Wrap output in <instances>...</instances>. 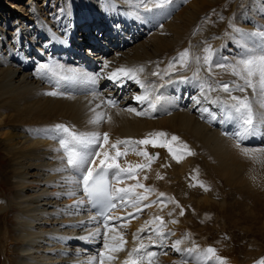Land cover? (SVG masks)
Listing matches in <instances>:
<instances>
[{"label":"bare ground","instance_id":"bare-ground-1","mask_svg":"<svg viewBox=\"0 0 264 264\" xmlns=\"http://www.w3.org/2000/svg\"><path fill=\"white\" fill-rule=\"evenodd\" d=\"M222 2L229 9L227 12H231L233 0H173L163 15L148 22L134 19L133 9L126 0H63L54 13L48 15L45 9L40 10L29 0V17L25 19L14 15L13 29L8 34H0V129H9V132L1 134L0 156L4 158L0 157V181L11 182L16 211V227L5 240L8 254L14 256H11V264H87L89 258L102 248V242L90 243L79 239L97 226L94 222L89 223L92 214L87 211L86 205L78 214H68L72 210L67 206L79 199L82 192L79 191L73 198L60 195L69 188L63 180L67 173L55 171L61 167L58 157L63 153L56 151L58 142L43 133L44 129L60 123L75 126L77 131L109 133V142L104 149L111 155H115L111 144L117 139L141 140L149 133L160 131L168 134V140L172 135L180 138L172 142L177 155L182 156L179 161L166 147L136 146L137 150L145 149L150 155L159 151L160 157L154 159L149 167L136 168L135 179L125 176L123 183L116 184V187H127L139 181L154 191L148 193V199L139 205L141 211L117 201L119 207L110 213L121 217L120 220L110 221V224L127 223V227L118 229L124 233L126 244L124 251L116 254L118 258L114 264H123L127 253L138 245L139 241L133 239V234L142 227L145 230L139 235L145 243H148L147 236L158 240L152 231L155 225L145 226L146 221L156 216L163 217L166 224L163 246L158 242L148 249L160 253L156 264H175L182 258L181 253L171 248L177 239L183 240L182 249L214 247L217 254L225 258L226 264H258V261L264 260V244H261L264 242V156L256 159L244 157L230 138L235 128L229 124L222 123L221 127L217 124L220 121L219 107L203 101L195 104L193 100V97L202 99L198 85L204 80L212 83L215 80L236 79L215 67L209 74L202 60L200 65L196 64L195 57H202L205 54L203 49L211 46L214 60L223 57L233 61L238 58L240 46L226 33L232 32L230 24L245 31H255V26L250 23L253 19L249 21L246 13H252L258 21L261 16L260 26H264V0H245L243 9H234L235 12L232 11L229 16H224L222 10L217 9ZM14 7L9 5L13 10L11 12H15ZM140 12L149 15L143 13L142 8ZM1 32H5V28ZM83 46L87 47L85 55L80 50ZM115 47L117 49L113 54H108ZM186 49L190 54L189 63L187 67H182L178 63L179 53ZM105 61L110 63L101 73L102 78L95 86V92L91 87L58 86L55 80L49 82L41 78L37 71L42 63L58 62L66 67L97 73ZM170 62L175 64V70L165 74ZM121 66H143L145 71L140 74V79L149 87L154 85L157 95L163 93V107L158 105V110L147 116L121 111L128 107H135L138 111L147 108V104H140L134 99L144 91L134 81L122 78L113 82L107 79L108 72ZM198 67L201 80H192ZM153 72H159L160 76H153ZM182 77H188L189 81H182ZM124 84L126 87L118 94ZM52 91L62 92L63 95H47ZM247 94L251 96V89ZM210 95L227 96L222 92ZM109 96L117 101L118 107H108L106 101ZM203 107L216 113L217 120L209 122L208 114L201 111ZM93 109L105 113L99 125L89 123L94 115ZM181 143L187 144L195 155H187L180 147ZM245 145L264 146V137L251 138ZM119 147L123 151L124 145ZM117 163L122 167L131 164L135 168L137 164L148 162L130 150L126 156L119 157ZM6 181L1 185L5 186ZM135 191L143 193L144 189L137 188ZM167 193L175 195L186 212L184 215H180L174 204L165 198ZM232 198L235 201L228 204V199ZM152 201L157 202L153 204ZM144 204L151 206L145 208ZM8 206L10 204L0 198V241L4 238L2 220L8 214ZM201 207L210 211L199 213L197 208ZM213 210L220 213L222 229H219L220 223L214 222L218 219H215L216 212L212 216ZM49 212L60 213L63 217L50 218L52 214L47 215ZM129 213L132 215L129 216ZM191 214L195 217L190 219ZM198 214L199 222L196 219ZM57 219H63V223H57ZM9 220L7 223L12 224L13 219ZM172 220L178 223L172 224ZM80 221L85 224L73 226ZM39 222L42 225H38ZM61 224H71L68 231L65 230L67 235L55 234ZM225 229L234 233V238L252 239L249 246L245 245L246 254L242 259H238L232 242L229 244L218 239ZM72 233H75L74 238ZM44 240L59 247L56 251L60 252L59 255L50 257L42 251L38 256L34 255L42 247L39 243ZM1 249L2 242L0 254ZM68 251L69 254L65 253ZM187 259L189 264H195L192 257Z\"/></svg>","mask_w":264,"mask_h":264},{"label":"snow or ice","instance_id":"snow-or-ice-1","mask_svg":"<svg viewBox=\"0 0 264 264\" xmlns=\"http://www.w3.org/2000/svg\"><path fill=\"white\" fill-rule=\"evenodd\" d=\"M132 7V16L136 20L148 22L157 20L163 15L172 5L173 0H126ZM143 13L149 15H142ZM159 10V11H157ZM232 32L226 33L230 39L234 40L241 49V54L233 61H227L221 57L219 60H214V50L211 46L203 49L204 55L202 57L196 56L195 62L200 65L201 60L209 74H212L213 68L223 69L230 73L236 79L231 81L215 80L209 83L207 80L202 81L198 86L201 92V98L193 97L195 104L203 102L217 105L220 109V122L223 124H230L235 128L230 138L234 141V146L240 150V153L248 159H256L258 156H264V146L249 147L245 142L251 138L264 137V26L258 27L255 31H245L244 29L231 25ZM189 51L186 49L179 53L178 63L182 67H187L189 63ZM108 61L102 65L100 72L90 73L79 68L66 67L58 62H48L38 65L37 71L41 78L56 81L60 86L65 87H91L95 92V86L102 78L101 73L109 66ZM169 70H175V64L170 62L168 68L165 69V74H169ZM145 71L143 66L139 67H124L121 66L106 74L107 79L113 82L121 81L122 78L134 81L143 89V93L134 96V99L140 104H147V108L143 111H138L135 107H128L121 109L134 113L136 116H147L150 112L158 110L157 106L161 104L164 99L163 93L157 95L155 86L149 87L144 80L140 79V74ZM200 68L193 72L192 80L200 81ZM153 76H160L159 72L151 73ZM182 81H189L188 77H182ZM251 89V96L248 90ZM222 92L227 94L226 97L216 95L212 97L210 93ZM244 93L241 95H234L233 93ZM47 95L57 96L63 95L62 92L52 91ZM106 103L111 107H118L117 101L108 99ZM99 107V106H97ZM94 115L89 120L92 125H99L105 117V113L96 112L92 110ZM203 113H207L209 122L217 120V115L211 112L209 108H201ZM111 121V117H108ZM44 135L59 144L57 152L62 151V155L58 157L61 161V167L55 169L59 173H67L63 177L64 183L69 185L66 192L60 194L68 198L76 197L79 191L83 195L73 201L72 205L67 206V209L72 211L68 214H78L84 205H88V211L95 209V215L90 216L89 223L94 222L97 226L92 229L87 236L79 237L86 242L96 243L102 242V248L97 250V254L91 256L87 264H114L118 258L116 255L124 251L126 240L124 233L118 231L119 228L127 227V223L112 225L109 222L120 220L121 217L110 214L117 208L116 201L120 204L128 206L129 204L141 211L139 205L142 201L148 199V193L154 191L145 187L142 183L128 185L127 187H116V184L123 183V179L127 176L128 179H135V169H143L149 167L151 162L156 159V156L150 155L147 150H137L138 145H152V147H166L173 155L174 159L179 161L182 156L177 155L176 150L172 147V142L179 141V137L172 135L171 140L166 139L168 136L165 132L149 133L148 137L141 140H122L117 139L111 144V149L115 150V155H111L104 146L109 142V133L99 131H77L75 126H69L63 123L56 124L51 128L43 130ZM227 134V133H226ZM120 145H124L123 151ZM187 155H195L187 144L181 143L180 146ZM136 152L137 155L143 156L147 164H137L135 168L129 164L128 167H122L117 163V159L121 156H126L129 151ZM102 157V158H101ZM99 160V163H97ZM162 178V177H160ZM147 179V177H145ZM203 187V185L201 184ZM137 188H143V193L135 191ZM207 190V189H205ZM164 196V193H160ZM152 201L151 203H156ZM151 204H144L143 207H150ZM129 216L132 214L129 213ZM171 215V213H169ZM180 215H184L183 209L180 210ZM157 221L159 223H157ZM172 224L178 223L177 220L170 221ZM84 221H80L78 225L83 226ZM154 224L152 229L155 236H147L148 243L142 238L139 233L145 230L142 227L137 233L133 234V239L139 241L136 247L127 253V258L123 264H156V260L160 253L156 251H149L150 245L157 244L163 246L165 241V221L161 216L154 217L153 220L146 221L145 226ZM174 235V233H170ZM187 238V235H186ZM183 240H175L171 248L181 253L182 258L175 262V264H189L187 257H192L195 264H226L225 258L217 254L214 247L206 249H199L198 246L182 249L180 246ZM166 254V253H165ZM258 264H264V260L258 261Z\"/></svg>","mask_w":264,"mask_h":264},{"label":"rangeland","instance_id":"rangeland-1","mask_svg":"<svg viewBox=\"0 0 264 264\" xmlns=\"http://www.w3.org/2000/svg\"><path fill=\"white\" fill-rule=\"evenodd\" d=\"M28 1L29 0H0V34L1 33H7L8 34V32L9 31H11L13 28H12V22L15 20V16L14 15H19V18L20 17H25V19H27L28 17H29V11L31 10L30 9V7L31 6H29L28 5ZM31 1H33V3H35V5H37V7L39 6V9L40 10H44L45 9V13L48 15V14H51V13H54V9L55 8H58L59 7V5H60V3H62V1L63 0H31ZM244 3H245V0H233V3H232V7H231V12L235 9L236 11H240V10H242L243 9V5H244ZM9 5H14L15 7L13 8V9H15L14 11L15 12H11V11H13L11 8H9ZM52 5V6H51ZM220 6L219 7H217V9H219V10H222V12H223V15L225 16L226 14H227V16H229L230 14H231V12H227L229 9L228 8H226L225 7V2H222V3H220L219 4ZM17 6L19 7V9L17 8ZM103 8V12H104V7H102ZM226 8V9H225ZM242 8V9H241ZM233 12H235V11H233ZM239 15H240V12L238 13ZM246 15H247V18L249 19V21H252V19H253V22H250V23H252V26L254 25L255 26V29H257L258 27H260V22H261V20H263L262 19V17L261 16H259L258 18H260V20L258 21V20H256L253 16V14L251 13H246ZM31 16V15H30ZM252 16V17H251ZM108 20V19H107ZM258 21V22H257ZM240 22V21H239ZM241 22L243 23V20H241ZM5 28V32H1V29H4ZM229 28H231L230 26H229ZM148 30V29H147ZM99 32V31H98ZM8 37V36H7ZM10 37V36H9ZM100 37L102 38V34L100 35ZM7 39V41H8V38H6ZM102 41V40H101ZM85 48H87V47H85V46H83L80 50L82 51V54H84L85 55V52H84V50H85ZM115 49H117L116 47L114 48V49H112L111 51H109V53L108 54H113V51L115 50ZM90 58H93V56H91ZM92 61V60H91ZM34 64V66H36V63L34 62L33 63ZM5 132H9V129H7V128H1L0 129V140H2L1 139V134H3V133H5ZM155 152H158L159 153V157H160V152L159 151H155ZM2 156V155H1ZM0 156V157H1ZM1 158H4V157H1ZM3 181H6V180H4V179H1V181H0V198L1 199H3V200H5V201H7V203H9L10 204V206H8L9 208H7V210L6 211H8V214H6L5 215V218L2 220V225H3V231H4V238H3V240H1L0 242H2V245H3V249H1L2 250V254H0V264H11L10 263V260H11V256L14 258V256H13V254L12 255H10V254H8V248H5L6 246H7V243L5 242V240H6V238L8 239V236H9V234H13V230L15 229V227H16V221L14 220V215H15V209H14V207H15V204H14V200H13V197H14V195H12L13 194V191L11 190L12 189V186L10 185V183L8 182V180L6 181V185L5 186H2L1 184H2V182ZM9 183V184H8ZM235 201V199L234 198H232V199H228V201H227V203L228 204H231V203H233ZM230 202V203H229ZM251 206V205H250ZM48 208H52V207H48ZM253 208V207H252ZM182 209H183V207H182ZM51 209H49V211H50ZM197 210L199 211V213H206L207 211H210L209 209H205V210H203V208L201 207L200 209L199 208H197ZM13 211V212H12ZM183 211H184V209H183ZM47 212H48V210H47ZM216 212V213H215ZM184 213H186L185 211H184ZM214 213H215V219H218V220H215L214 222L215 223H220L219 224V229H222V227H223V222L221 221V219H219L220 218V213H218L216 210H213L212 211V216L214 215ZM49 214H52L51 215V217L50 218H53V217H55V218H61V217H63V216H61V214L60 213H57V214H54V212H49L47 215H49ZM62 215H64V214H62ZM198 216V217H197ZM196 216V219H197V222H199V218H200V215L198 214ZM10 219V220H12L13 219V222H12V224H9V223H7L8 222V218ZM192 217H195V215H193V214H191L190 215V219L192 218ZM217 217V218H216ZM10 220H9V222H10ZM63 219H57V223H63V221H62ZM62 221V222H61ZM221 221V222H220ZM42 222V221H41ZM41 222H39V224L38 225H42V223ZM72 222H74L73 224H75V220H72ZM37 223H38V221H37ZM41 223V224H40ZM61 225H63L62 227H61ZM54 232H55V234L57 233L58 235L61 233V234H63V235H67L68 234V227L70 228V225L71 224H68V225H64V224H61ZM65 227H66V229H65ZM49 228V227H48ZM62 229H64L63 231H62ZM215 229H217V228H215ZM61 230V231H60ZM65 230H67L66 232H65ZM218 230V229H217ZM59 231V232H58ZM54 232H53V234H54ZM229 233V234H228ZM56 234V235H57ZM70 234H71V232H70ZM73 234H75V233H72V238H74L75 237V235H73ZM219 234V233H218ZM217 234V235H218ZM221 234L223 235H218V236H220V237H218V239H222V240H224V241H226V242H228L229 244H231V242L233 243V248H234V250L236 251V253H237V257H238V259H242V257H245V254H246V246H249L250 245V243L252 242V239L251 240H246V239H242V238H240V237H236V238H234L235 236H234V233L232 234L231 232H229V230L228 229H225V231L223 230V231H221ZM225 234V235H224ZM222 237V238H221ZM238 238V239H237ZM217 239H215L214 241H216ZM264 241V240H263ZM3 243H5V245L3 244ZM44 243V244H43ZM254 243H256V240H255V242ZM259 243H261V242H259ZM247 244V245H246ZM261 244H264V242L263 243H261ZM39 245L40 246H42V247H44V248H42V247H40V249H39V251L37 252V254H34V255H39V253L42 251V252H45L47 255H49L50 257L52 256V257H55L56 255H59V251L58 252H56L57 251V249H59V247H57V246H54L53 244H50L47 240H44V241H42L41 243H39ZM154 245V244H153ZM242 245V246H241ZM246 245V246H245ZM2 247V246H1ZM10 247L12 248L13 246H11L10 245ZM47 247V248H46ZM56 247V248H55ZM49 248V250H46V249H48ZM68 248H70V247H68ZM54 249V250H53ZM44 250H46V251H44ZM49 251V252H48ZM52 251V252H51ZM65 253H67V254H69V251L68 252H65ZM33 255V256H34ZM240 256V257H239ZM14 264V263H13Z\"/></svg>","mask_w":264,"mask_h":264}]
</instances>
